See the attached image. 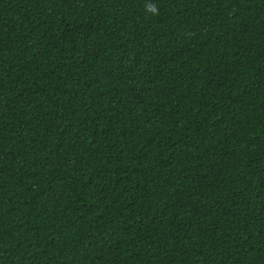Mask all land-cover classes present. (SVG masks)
<instances>
[{
  "label": "trees",
  "instance_id": "1",
  "mask_svg": "<svg viewBox=\"0 0 264 264\" xmlns=\"http://www.w3.org/2000/svg\"><path fill=\"white\" fill-rule=\"evenodd\" d=\"M0 264H264V0H0Z\"/></svg>",
  "mask_w": 264,
  "mask_h": 264
}]
</instances>
